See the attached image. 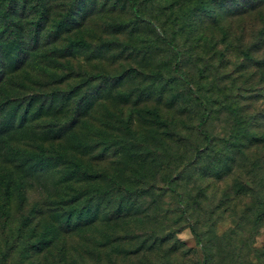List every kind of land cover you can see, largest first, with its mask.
<instances>
[{
	"label": "rangeland",
	"instance_id": "obj_1",
	"mask_svg": "<svg viewBox=\"0 0 264 264\" xmlns=\"http://www.w3.org/2000/svg\"><path fill=\"white\" fill-rule=\"evenodd\" d=\"M262 1L144 0L147 22L137 20L124 0H0V64L8 67L36 44L37 5L54 27L70 11L73 22L80 20L73 31L62 26L46 37L45 47L65 53H56L54 62L72 63L78 75L67 82L99 74L80 94L90 96L95 86L100 91L91 104L101 124L93 162L113 181L87 187L117 188L74 207L53 203L66 190L51 181L48 163L33 160L30 146L42 143L43 135L21 126L37 91L26 84L21 104L12 73L10 88L0 84V174L13 185L24 178L27 200L21 209L15 186L6 202L0 183L8 213H0V264H264V206L255 220L256 199L264 202V35H258L264 3L254 8ZM172 31L180 70L212 99L210 143L197 132L201 107L171 72L175 52L160 38ZM105 132L115 139L109 150ZM31 208L37 211L20 231ZM95 214L96 222L75 223Z\"/></svg>",
	"mask_w": 264,
	"mask_h": 264
},
{
	"label": "trees",
	"instance_id": "obj_2",
	"mask_svg": "<svg viewBox=\"0 0 264 264\" xmlns=\"http://www.w3.org/2000/svg\"><path fill=\"white\" fill-rule=\"evenodd\" d=\"M129 4L130 10L133 16L140 21L151 22L150 19L146 18L143 14L142 4L144 0H124ZM264 1L257 3L254 8L259 9L263 5ZM203 9H207L208 5L206 1L201 4ZM72 11L67 15L66 22L64 24H59L57 27L51 25L49 16L45 14L38 5L37 8L33 10V40L36 44L33 48H27L28 53L19 59L16 63L7 66L6 63L1 62L0 64V84L7 85L9 88L11 82L8 81L9 77L12 79V73L17 74L18 78L15 79L16 83L12 82V85L17 90V98L24 104L26 99L25 95L27 92L23 90L26 84L33 85V89L37 93H33L32 98L25 105L23 110V121L21 126L28 125V128L36 131L38 134L43 135L44 139L40 144H34L30 146L33 150V160L45 162L47 164L46 170L51 176V181L63 185V189L66 190L64 197L59 200H55L53 203L57 206L63 207H74L78 205L83 198H92L97 200L99 197H106L113 194L117 190L115 185L109 186L108 188H103L100 186L87 187L89 183H96L99 180H110L113 178L109 176L108 172H101L96 169L97 164L94 163L96 159L95 150L97 143L93 140L99 132L98 117H96V111L92 108L94 102L97 103V98L100 93L98 86H95L92 94L84 96L80 94V91H87L86 87L91 86L92 83H96L99 74H88L82 82L76 84L67 82L72 78H76L78 75L74 70L71 62H54V58L59 50H50L45 47V39L52 35L57 36L58 29L64 26V29L73 31L78 26H80V20H72ZM264 18V16H261ZM218 20V17L213 18V23ZM219 24V22H216ZM217 26V25H216ZM175 32H170V35L161 36V41L165 44L166 49H172L175 52V59L171 64V72L175 76H179L181 83H183L192 95L194 101L201 107V112L198 116L196 123L197 132L202 136L206 143H210L212 140L211 135L206 129V125L212 111V99L204 93V88L202 85H197L195 87L191 86V82L187 75L180 70V51L177 47V42L175 38ZM207 35V34H206ZM205 35V36H206ZM258 35L262 37L264 35V21L263 26L259 29ZM205 36L198 38L201 42L204 40ZM263 42L261 38L259 40ZM81 43L80 40L75 41V46L77 47ZM51 44L48 45L50 47ZM53 47L55 44L52 45ZM65 53H57L56 56H63ZM49 56H54L49 58ZM19 57H15L17 60ZM49 58V59H48ZM62 68V71H57V68ZM32 68V69H31ZM31 71L32 77L29 76L28 72ZM66 70V71H65ZM22 75V77L20 76ZM105 78H103V81ZM152 80L151 83H155ZM64 83H67L64 87ZM92 86L91 88H93ZM24 93V95H23ZM23 96V99H22ZM22 99V100H21ZM96 99V101H95ZM38 100H42L40 104H37ZM46 102V103H44ZM87 107L85 108V105ZM33 112L32 117H28V114ZM92 119V120H91ZM133 123V117L128 118V123ZM98 131V132H97ZM100 133V132H99ZM104 135L108 137V142L106 144L107 150L112 146L115 141L114 136H110L108 132ZM115 143V142H114ZM20 150V149H18ZM202 148H197L195 152H200ZM96 155V156H94ZM90 156V157H88ZM62 178L58 177L59 173H63ZM49 182L48 183H52ZM0 183L4 185V196L3 200L7 202L10 197L11 188L16 186V191L18 195V201L20 208L25 205L27 200L26 182L24 178H20L17 184L13 185L10 178L2 177L0 174ZM170 191L175 193L180 199L181 194L177 191L175 187L169 186ZM257 203V215L256 222L260 219L263 213L264 202L260 198L256 199ZM4 204V205H3ZM0 204V213L6 216L8 213L5 210V202ZM50 204V202L48 203ZM72 210V209H71ZM37 209L31 208L29 214L23 219L20 231L24 230L25 227L33 219V212ZM73 216V215H72ZM72 216L67 219L66 230L67 232L72 231L73 225H71ZM91 215L86 222H83L82 218L75 220L78 225H85L93 223L99 220L98 214L94 217ZM191 231L194 236L198 239V232L194 227H191ZM56 236L52 237L50 243H55ZM42 243V241L37 242ZM47 245V246H48ZM36 246H38L36 244ZM44 247H42L43 249ZM41 250V249H40ZM9 249L4 255L7 256Z\"/></svg>",
	"mask_w": 264,
	"mask_h": 264
}]
</instances>
